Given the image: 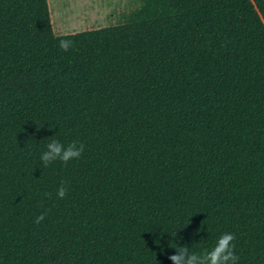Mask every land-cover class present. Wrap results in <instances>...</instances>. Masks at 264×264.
I'll use <instances>...</instances> for the list:
<instances>
[{
    "label": "trees",
    "instance_id": "trees-1",
    "mask_svg": "<svg viewBox=\"0 0 264 264\" xmlns=\"http://www.w3.org/2000/svg\"><path fill=\"white\" fill-rule=\"evenodd\" d=\"M47 3L0 0V264H172L224 233L264 264V0H140L64 35ZM53 139L80 158L45 167Z\"/></svg>",
    "mask_w": 264,
    "mask_h": 264
},
{
    "label": "clouds",
    "instance_id": "clouds-1",
    "mask_svg": "<svg viewBox=\"0 0 264 264\" xmlns=\"http://www.w3.org/2000/svg\"><path fill=\"white\" fill-rule=\"evenodd\" d=\"M73 43L70 39H61L59 40V47L67 52L73 47ZM83 150L84 145L82 143L73 141L65 145L53 139L47 144V150L42 153L40 159L45 167L57 160L67 164L72 160L79 159ZM66 194L67 188L64 186V182H61V186L57 189V197L63 199ZM44 219L45 216L41 214L36 217L34 223L40 224ZM175 234L172 236H175ZM234 239V234L224 233L218 238L215 246L210 251H205L200 255L191 252L188 247H177L173 244L176 254L170 256L169 259L172 264H237L239 258L234 253Z\"/></svg>",
    "mask_w": 264,
    "mask_h": 264
},
{
    "label": "rangeland",
    "instance_id": "rangeland-1",
    "mask_svg": "<svg viewBox=\"0 0 264 264\" xmlns=\"http://www.w3.org/2000/svg\"><path fill=\"white\" fill-rule=\"evenodd\" d=\"M49 1L55 9V21L51 23L55 35L117 24L122 15L140 3V0H48L47 6Z\"/></svg>",
    "mask_w": 264,
    "mask_h": 264
},
{
    "label": "crops",
    "instance_id": "crops-1",
    "mask_svg": "<svg viewBox=\"0 0 264 264\" xmlns=\"http://www.w3.org/2000/svg\"><path fill=\"white\" fill-rule=\"evenodd\" d=\"M48 5H49V12H50V14H51L50 17L52 18L51 23H54L55 19L53 18V15H52V12H51V11H52V5H53V4H52V2L49 1V4H48Z\"/></svg>",
    "mask_w": 264,
    "mask_h": 264
},
{
    "label": "bare ground",
    "instance_id": "bare-ground-1",
    "mask_svg": "<svg viewBox=\"0 0 264 264\" xmlns=\"http://www.w3.org/2000/svg\"><path fill=\"white\" fill-rule=\"evenodd\" d=\"M51 12H52V15H53V18H54V16H55V9H54V6L53 5H52V11Z\"/></svg>",
    "mask_w": 264,
    "mask_h": 264
}]
</instances>
